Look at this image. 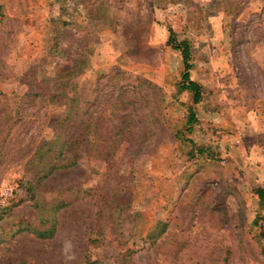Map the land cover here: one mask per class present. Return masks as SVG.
<instances>
[{
  "label": "rangeland",
  "instance_id": "obj_1",
  "mask_svg": "<svg viewBox=\"0 0 264 264\" xmlns=\"http://www.w3.org/2000/svg\"><path fill=\"white\" fill-rule=\"evenodd\" d=\"M0 6V264H264V0Z\"/></svg>",
  "mask_w": 264,
  "mask_h": 264
},
{
  "label": "trees",
  "instance_id": "obj_2",
  "mask_svg": "<svg viewBox=\"0 0 264 264\" xmlns=\"http://www.w3.org/2000/svg\"><path fill=\"white\" fill-rule=\"evenodd\" d=\"M6 17L5 11L0 6V22ZM89 18V17H88ZM72 26V23L69 20H64L60 23L59 29ZM74 26V25H73ZM168 38L167 45L174 51L178 52L181 58L182 70L180 73V79L177 82V91L178 93H187L191 97V105L187 108V117L185 121V125L183 128V133L177 134L181 143H185L191 147V151L197 155L202 156L205 154L206 150L204 147H200L196 145L191 139L186 138L184 136L185 133H191L193 131L194 126L198 123L195 106L200 104L203 99V87L198 82L194 81L190 77V72L193 69V61H192V47L190 42L187 39L179 40L171 28L167 29ZM55 168L48 169L40 180L47 178ZM27 190H30L32 186L28 184ZM254 194L257 196L260 206L264 209V188L256 187L254 189ZM3 213L0 214V218H2ZM259 224V227L262 229V235L264 240V215L260 216L259 219H256L255 224ZM166 229V225L164 223H157V225L152 230L151 234H149L152 239L154 236L157 238L160 234H162ZM28 232H33L38 238L45 239L51 238L55 232V226L51 225L44 231H37L31 229H22ZM158 234V235H157ZM154 239V238H153ZM155 240V239H154ZM264 255V249H263Z\"/></svg>",
  "mask_w": 264,
  "mask_h": 264
},
{
  "label": "built area",
  "instance_id": "obj_3",
  "mask_svg": "<svg viewBox=\"0 0 264 264\" xmlns=\"http://www.w3.org/2000/svg\"><path fill=\"white\" fill-rule=\"evenodd\" d=\"M8 194H9L8 192H5V196H8Z\"/></svg>",
  "mask_w": 264,
  "mask_h": 264
}]
</instances>
